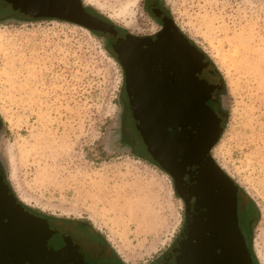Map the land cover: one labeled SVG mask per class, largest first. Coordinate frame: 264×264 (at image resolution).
Returning <instances> with one entry per match:
<instances>
[{"label":"rangeland","instance_id":"obj_1","mask_svg":"<svg viewBox=\"0 0 264 264\" xmlns=\"http://www.w3.org/2000/svg\"><path fill=\"white\" fill-rule=\"evenodd\" d=\"M166 1L179 32L223 82L227 118L211 156L239 190V227L264 264V0ZM81 2L127 32L156 29L144 0ZM13 11L0 0L5 182L51 225L87 226L101 255L84 252L86 264H153L179 237L185 207L133 137L120 63L91 30Z\"/></svg>","mask_w":264,"mask_h":264},{"label":"water","instance_id":"obj_2","mask_svg":"<svg viewBox=\"0 0 264 264\" xmlns=\"http://www.w3.org/2000/svg\"><path fill=\"white\" fill-rule=\"evenodd\" d=\"M1 1L34 20L55 19L106 31L102 26L107 25L86 14L81 0ZM167 31L170 41L157 56L137 45L124 76L129 109L146 151L172 178L185 207L179 237L153 264H251L238 228V188L211 156L227 114L223 106L214 111L207 103L222 90L223 82L207 56L175 24L170 22ZM0 264H86L81 247L69 234L59 233L19 203L3 172Z\"/></svg>","mask_w":264,"mask_h":264},{"label":"flooded vegetation","instance_id":"obj_3","mask_svg":"<svg viewBox=\"0 0 264 264\" xmlns=\"http://www.w3.org/2000/svg\"><path fill=\"white\" fill-rule=\"evenodd\" d=\"M143 4V9L146 13V15L149 18V22L155 26V30L152 32H147L143 34H135L133 32H127L124 29H122L119 26H116L112 22L106 20L105 18L101 17L100 15L94 13L92 10L85 8V12L87 15H89L91 18L96 19L100 21L101 23L107 25V26H102L106 31H101V30H95L93 32L99 34L102 36L103 40L107 44L108 49L111 51V53L115 56L116 60L120 63L123 74L125 76V71L126 68L128 67L129 64L133 62L135 59V47L138 45L140 42H150L154 37H157L162 34H167L168 27L170 25V22L176 25V17H174V13L172 11V8L169 7V4L167 3L166 0H144ZM22 15V14H21ZM220 94V92H219ZM216 97L217 100L219 101L220 95ZM127 96V94H126ZM128 97V96H127ZM217 101V102H218ZM210 103V102H209ZM210 107H212L215 111H217L216 108V103H210ZM119 142L120 145H124L125 140L123 136L119 137ZM125 147V146H123ZM2 166L0 165V173L2 172ZM238 199H239V192L237 191V220H238V228L243 236V239L245 241L246 247L250 253L251 257V264H256V261L254 259V256L252 254V251L250 249V242L249 240L245 237L243 232H241V229L239 227V219H238ZM28 212L36 217H41L37 216L34 213ZM43 218V217H41ZM47 220V219H46ZM48 221V220H47ZM48 223H50L48 221ZM51 224V223H50ZM53 225V224H52ZM185 225V224H184ZM56 230L59 233L62 234H69L70 237L76 241V243L81 247L82 249V254L84 257V252L86 255L93 254V255H101L100 252H96V248H100L99 243H97L98 238L97 237H88V228L86 225L83 224H68V227H56L53 225ZM80 240V241H79ZM92 240L91 243L89 241ZM96 247V248H95ZM104 255V254H103Z\"/></svg>","mask_w":264,"mask_h":264},{"label":"trees","instance_id":"obj_4","mask_svg":"<svg viewBox=\"0 0 264 264\" xmlns=\"http://www.w3.org/2000/svg\"><path fill=\"white\" fill-rule=\"evenodd\" d=\"M10 6V5H9ZM14 12V15H18V16H23V15H21L19 12H15V11H13ZM25 17H27V16H25ZM220 77V76H219ZM221 79V78H220ZM220 93H221V91H219ZM219 92H218V94H219ZM126 93V92H125ZM218 94H217V96H218ZM216 96V97H217ZM214 98L210 103H216V108H217V111H219L220 110V100L218 101L217 100V98ZM125 100H126V102H125V106H124V113L127 115V117H128V121H129V123L132 125V128L135 130L134 131V135L135 136H133L134 138L135 137H137L140 141H139V144L141 145H144V143H143V141H142V137H141V135L139 134V132L137 131V129H136V127H135V123H134V119L132 118V114H131V110L129 109V101H128V97L126 96L125 97ZM218 101V102H217ZM210 103H207L209 106H210ZM212 110H214L212 107H210ZM215 111V110H214ZM127 121V120H126ZM128 132V131H127ZM129 133V132H128ZM133 135V134H132ZM130 136H131V134L129 133V138H130ZM128 138V139H129ZM134 141V140H133ZM136 143H137V141H135ZM144 147H145V145H144ZM145 152H146V154L149 156V158L152 160V158H151V156L147 153V151H146V147H145ZM153 161V160H152ZM153 165L155 166V167H157L159 170H161L160 168H159V166L153 161ZM162 171V170H161ZM238 192H239V190H238ZM252 203V207H254L255 208V206H254V204H253V202H251ZM251 206L250 205H246V206H244V208L243 209H247V208H250ZM56 229V228H55ZM62 234V233H61Z\"/></svg>","mask_w":264,"mask_h":264},{"label":"bare ground","instance_id":"obj_5","mask_svg":"<svg viewBox=\"0 0 264 264\" xmlns=\"http://www.w3.org/2000/svg\"><path fill=\"white\" fill-rule=\"evenodd\" d=\"M169 41H170V39H169V36H168V33H167L166 35L164 34V36L162 35V36H159L157 38L152 39L150 42H144L142 44L139 43V50H141V49L149 50L152 55L157 56L158 54L161 53V50H163L162 46H164ZM174 44L176 46V43H174ZM137 48L138 47L136 45V47L134 49L135 54L137 52ZM150 48H153V49L151 50ZM176 49H179V47L177 46Z\"/></svg>","mask_w":264,"mask_h":264}]
</instances>
